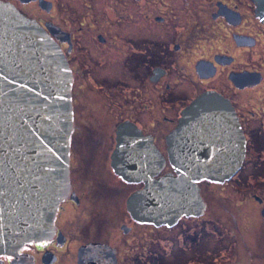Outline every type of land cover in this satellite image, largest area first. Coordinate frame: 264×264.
<instances>
[{
	"label": "flooded vegetation",
	"instance_id": "obj_1",
	"mask_svg": "<svg viewBox=\"0 0 264 264\" xmlns=\"http://www.w3.org/2000/svg\"><path fill=\"white\" fill-rule=\"evenodd\" d=\"M0 1L41 26L64 55L73 117L69 193L54 232L0 256V264H227L223 256L208 261L207 252L192 256L190 236L200 225L191 224L203 221L225 238L230 214L237 230L235 215L208 212L205 196L246 167H264V155L251 159L254 149L264 154V0ZM208 91L227 98L238 116L247 141L242 168L224 183H198L200 216L171 227L135 221L127 200L145 183L113 167H150L138 158L157 153L165 168L153 179L172 174L168 135ZM260 193L251 199L261 216Z\"/></svg>",
	"mask_w": 264,
	"mask_h": 264
},
{
	"label": "water",
	"instance_id": "obj_2",
	"mask_svg": "<svg viewBox=\"0 0 264 264\" xmlns=\"http://www.w3.org/2000/svg\"><path fill=\"white\" fill-rule=\"evenodd\" d=\"M71 86L56 43L36 22L0 2V256L54 232L59 204L69 193ZM167 145L174 174L153 179L164 168L157 153L138 158L150 167H113L123 179L138 174L145 183L127 200L137 222L171 227L181 217L202 215L206 204L196 183L230 180L246 156L235 110L215 91L184 109Z\"/></svg>",
	"mask_w": 264,
	"mask_h": 264
},
{
	"label": "rangeland",
	"instance_id": "obj_3",
	"mask_svg": "<svg viewBox=\"0 0 264 264\" xmlns=\"http://www.w3.org/2000/svg\"><path fill=\"white\" fill-rule=\"evenodd\" d=\"M254 152L251 153L253 160L264 155L255 149ZM216 189L209 188L210 193L215 191V194L205 196L209 203L208 212L233 213L237 218V230L230 214L227 215L230 230L225 228V238L216 227L211 229L203 221L193 222L191 227H200L198 234L190 236L192 256L207 252L208 261L215 256H223L227 264L237 261L241 264H264V220L260 216V205L251 199L253 194L262 196L260 192H264V167L256 170L246 167L238 178ZM177 249L176 253L180 255L181 251Z\"/></svg>",
	"mask_w": 264,
	"mask_h": 264
}]
</instances>
